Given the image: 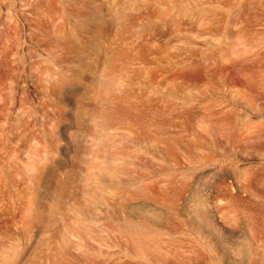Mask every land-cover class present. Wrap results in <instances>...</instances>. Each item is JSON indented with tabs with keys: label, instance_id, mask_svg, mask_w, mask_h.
<instances>
[{
	"label": "rangeland",
	"instance_id": "1",
	"mask_svg": "<svg viewBox=\"0 0 264 264\" xmlns=\"http://www.w3.org/2000/svg\"><path fill=\"white\" fill-rule=\"evenodd\" d=\"M172 246L264 264V0H0V264Z\"/></svg>",
	"mask_w": 264,
	"mask_h": 264
},
{
	"label": "bare ground",
	"instance_id": "2",
	"mask_svg": "<svg viewBox=\"0 0 264 264\" xmlns=\"http://www.w3.org/2000/svg\"><path fill=\"white\" fill-rule=\"evenodd\" d=\"M228 250V251H227ZM233 250V249H232ZM234 252L225 248H204L202 251L195 247L172 246L166 249L162 264H196L204 260L201 254H206L209 260H216L218 252Z\"/></svg>",
	"mask_w": 264,
	"mask_h": 264
}]
</instances>
